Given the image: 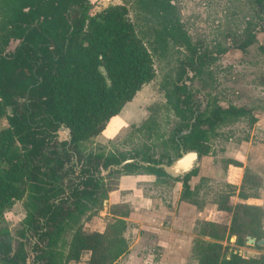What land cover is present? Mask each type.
<instances>
[{"label":"trees","instance_id":"trees-1","mask_svg":"<svg viewBox=\"0 0 264 264\" xmlns=\"http://www.w3.org/2000/svg\"><path fill=\"white\" fill-rule=\"evenodd\" d=\"M172 1L149 0L162 15L170 34L181 30ZM91 8L90 0H0V120L6 118L8 122L7 127L0 128V217L23 198L30 186L39 201L46 204L43 217L48 233H52L51 228L58 233L60 223L72 217L83 199L94 197L100 184L97 173L89 166L84 167L80 170L79 185L70 196L49 203L51 189L47 188L44 177L55 174L47 148L53 146L55 156L51 159L60 168L63 167L61 160L81 158L80 143L100 135L141 88L156 78L152 55L129 21L127 8L113 5L94 14ZM172 36L185 39L181 34ZM256 38L255 34H248L236 49L246 51ZM12 44L15 46L11 49ZM194 55L192 69L212 56L199 52ZM174 95L178 111H181L179 107L184 108L190 114L188 121H192L194 102L186 86L177 84ZM250 113L251 110L243 107H216L208 117L196 118L194 123L188 122L180 128L178 144L184 150L207 155V132L203 127L213 129L227 116ZM61 127L69 130L68 140L57 144ZM184 131L189 133L183 135ZM56 145L62 148L61 152ZM126 159L95 157L91 160L90 157L87 161L107 170ZM144 161L162 163L150 158ZM171 162L169 159L167 164ZM141 168L138 164H128L122 172L134 173L131 171ZM144 170L158 178L169 177L154 167ZM197 175L195 170L183 179H176L183 183V199L190 197L189 181ZM69 201L75 203L73 208L66 206ZM224 209L233 211L235 225L240 208ZM119 223L123 222L109 227L115 229ZM93 239L105 240V232L87 236L77 232L70 258L77 260L80 250L88 247ZM119 244L121 252L114 253L116 259L128 249L123 238ZM202 251L198 254L199 264H264V257L246 259L238 254L228 255L227 248L220 243H207ZM43 260V255L36 258L38 264H44ZM0 262L28 264L23 245L14 249L9 239L0 238ZM92 264H104V261L96 260Z\"/></svg>","mask_w":264,"mask_h":264},{"label":"rangeland","instance_id":"rangeland-1","mask_svg":"<svg viewBox=\"0 0 264 264\" xmlns=\"http://www.w3.org/2000/svg\"><path fill=\"white\" fill-rule=\"evenodd\" d=\"M90 2L92 14L113 5L127 8L129 21L152 55L156 78L141 88L121 113L107 123L100 135L80 143L81 158L72 157L66 161L60 158L63 163L60 168L51 159L55 156L52 154L53 146L47 148L55 174L44 177L47 188L51 189L49 203L55 199L68 198L79 185L80 170L87 166L97 173L100 187L94 191V197L82 200L80 210L77 209L71 218L60 223L61 230L58 233L53 228L52 233H48L43 217L46 204L40 202L34 190L27 186L23 198L0 217V238L9 239L14 249L22 244L28 264H38L36 258L42 255L44 264H92L96 260L104 261V264H120V257L128 253L127 249L118 259L114 256L121 252L119 239L122 238L124 224L119 223L115 229H111L106 222L109 216L104 214L107 206L104 202L108 199V193L115 189L116 178L121 171L104 170L96 163L89 165L87 159L90 157L91 160L95 157H117L120 160L150 158L167 163L169 159L173 161L178 158L181 146L178 144L177 132L188 122L192 124L196 118L208 117L216 107L249 109L251 113L245 116H227L216 128L203 127L207 132L205 147L208 154L200 155L201 164L197 170L198 175L199 172L203 173V166L208 159L207 172L211 178L205 180L207 178L201 177L195 195L214 204H223L237 193L235 167L240 166V163L224 158V154L235 151V154L241 152L245 155L244 146L251 147L264 142V129L259 127V121L264 118V0H173L181 30L171 34L166 29L162 15L149 0ZM251 32L257 35L255 43L243 52L236 49ZM172 34L184 35L185 39L178 40ZM14 46L12 44L11 49ZM195 52L207 53L212 58H205L192 69L190 63L196 58ZM177 84H184L191 94L194 102L192 121H188L189 112L181 107V111L176 108L174 87ZM7 126V119L2 118L0 128ZM185 132L183 135L189 133ZM66 140L67 132L59 130L57 144ZM246 142L250 144L246 145ZM56 147L59 152L62 151L59 145ZM229 164L234 175L231 179L233 183L226 181V173L223 176ZM144 168L131 172L145 173ZM175 180L170 177L157 178L155 194L168 193ZM74 204L69 201L66 206L73 208ZM110 211L121 216L128 212L125 207L115 206ZM79 231L83 236L105 232V240H90L88 247L82 248L78 259L74 260L69 256L70 249ZM225 231V227L217 224L207 233L213 237L226 238ZM201 234L197 233L195 239L196 258L207 244ZM227 246L235 248L230 245L224 247Z\"/></svg>","mask_w":264,"mask_h":264},{"label":"crops","instance_id":"crops-1","mask_svg":"<svg viewBox=\"0 0 264 264\" xmlns=\"http://www.w3.org/2000/svg\"><path fill=\"white\" fill-rule=\"evenodd\" d=\"M259 127L264 129V118L259 121ZM244 147L245 155L241 152L235 154V151L224 154V158L238 162L240 166L235 167L237 193L223 204H214L195 195L201 177L207 178L205 180L211 178L207 172L208 159L203 173L199 172L197 177L190 179L191 195L184 199L183 183L177 180L168 193L158 196L154 191L157 176L121 171L116 178L115 189L108 193L104 202L107 204L104 214L109 216L106 222L110 224V220L115 224L122 221L124 224L122 238L128 245V253L120 257V264H199L197 256L194 257V245L197 233L201 232L203 241L224 246L233 236H236V241H244L246 233H251L252 236L248 235L250 238H264V142ZM231 170V164L227 165L223 176L226 173V181L233 183ZM112 206L125 207L128 212L124 216L113 214L110 211ZM227 206L240 208L235 225L232 222L233 211L224 209ZM217 224L226 228V238L207 233L212 225ZM229 245L235 247L234 252L241 251L246 259L264 256L263 248L247 245L245 241L243 246Z\"/></svg>","mask_w":264,"mask_h":264},{"label":"water","instance_id":"water-1","mask_svg":"<svg viewBox=\"0 0 264 264\" xmlns=\"http://www.w3.org/2000/svg\"><path fill=\"white\" fill-rule=\"evenodd\" d=\"M195 120H193L194 122ZM60 130H63L69 134V130L66 129L65 127H61ZM185 133H188L186 131ZM200 154L196 150H184L183 147L181 146V152L180 156L173 160L170 164L167 163H161V164H154L151 162H146L144 160H141L139 158H134V159H126L122 161L119 165L111 166L108 170L110 169H115V170H123L124 166L128 164H138L139 166L142 167H154L156 169H161L163 170L170 178L173 179H183L187 175H190L192 172L200 168ZM110 224L112 221L108 220ZM114 223V222H113ZM235 239V237L233 238ZM248 244L251 245H258L261 247H264V239L261 240H256L252 238H248Z\"/></svg>","mask_w":264,"mask_h":264},{"label":"flooded vegetation","instance_id":"flooded-vegetation-1","mask_svg":"<svg viewBox=\"0 0 264 264\" xmlns=\"http://www.w3.org/2000/svg\"><path fill=\"white\" fill-rule=\"evenodd\" d=\"M251 33H253V34H255L256 35V33H254V32H251ZM250 34V33H249ZM256 37H257V35H256ZM117 171H120V170H117ZM122 171V170H121ZM233 218H234V216H233ZM233 222V221H232ZM213 226V225H212ZM248 235H251V233H249V234H245V237L246 238H244V241L246 242V244L247 245H251V244H248V238H249V236ZM252 236V235H251ZM235 237V239H229V244L230 243H232V244H235V245H238V246H243V245H240L239 244V242L240 241H242V242H244L243 240H241V239H239L238 241H236V236H233V238ZM252 239H255V237L254 238H252ZM261 239H264V238H259V239H257L256 238V240L258 241V240H261ZM228 244V245H229ZM251 246H257V247H261V246H258V245H256V244H254V245H251ZM224 247V246H223ZM229 246H227L226 248H227V253H228V255H230L231 253H233V254H238V255H240V256H242V252L241 251H236V252H234L235 251V249H231V248H228ZM261 248H263L264 249V247H261ZM229 257V256H228ZM227 257V258H228ZM262 257H264V256H261V257H259L258 259H261Z\"/></svg>","mask_w":264,"mask_h":264},{"label":"bare ground","instance_id":"bare-ground-1","mask_svg":"<svg viewBox=\"0 0 264 264\" xmlns=\"http://www.w3.org/2000/svg\"><path fill=\"white\" fill-rule=\"evenodd\" d=\"M115 118V117H114ZM113 120V119H112Z\"/></svg>","mask_w":264,"mask_h":264}]
</instances>
